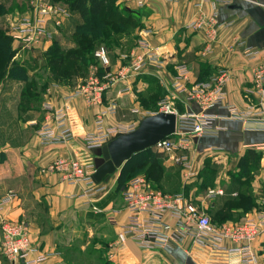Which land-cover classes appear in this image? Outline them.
<instances>
[{
	"label": "crops",
	"instance_id": "0c3cea01",
	"mask_svg": "<svg viewBox=\"0 0 264 264\" xmlns=\"http://www.w3.org/2000/svg\"><path fill=\"white\" fill-rule=\"evenodd\" d=\"M228 1H210L198 8L196 4L200 0H181L176 4L166 0H147L146 6L140 9L132 0H117L118 5L141 12L144 26L133 35L134 44L131 47L126 49V42L121 40L122 44L118 49L109 50L111 66L100 70V76L108 72L115 74L125 66L121 55L140 54L137 39L139 31L143 29L153 30L148 40L165 56V60L162 66H150L139 76L107 89L101 105L90 106L83 97L66 101L65 96L76 87L54 85L44 94L36 109L19 114L17 106L20 83L9 80L3 83L0 104L5 102L6 105L0 106V198L10 191L17 193L16 200L8 209V216L12 221L28 227L34 249L32 257L47 258L41 264H83L85 261L88 264L87 257L94 256L96 252L100 264L106 261L110 264H227L225 252L215 253L201 247L188 248L187 242L175 244L169 253L158 248H142L131 238L124 245L112 248V243L117 240L122 226L129 218V213L123 209L122 191L118 190L121 171L108 183H103L105 191L88 195L83 184L67 183L63 180L62 173L49 171L47 168L58 160L76 159L85 153L84 140L94 132L96 115L101 109L117 105L116 114L107 117L106 123L109 126H130L139 123L143 116L155 113L159 102L173 94L172 86L179 65H186L190 71L187 86L209 78L219 69H228L231 77L226 85V102L238 109H245L248 105L246 91L252 86L253 71L256 66L264 63V0ZM216 12L219 22L230 25L217 28L215 35H210L208 26L199 31L185 29L194 20L203 18L209 21ZM71 18L78 17L71 14ZM72 24L71 22L65 32L72 33ZM65 26L53 40L63 34ZM236 38H241L246 45L260 50L259 56L246 58L242 48L236 45ZM50 44L46 41L41 50L24 51L15 43L14 46L17 47L15 49L19 52L18 55H32L35 52H45ZM89 75L90 73L88 77ZM126 89L129 91L124 92ZM46 103L67 110L70 124L77 136L74 142L66 145L41 143L37 130L46 120ZM156 104L157 108L153 109ZM175 104L180 113L187 111L184 102L176 101ZM134 110L139 113H134ZM216 113L222 114L223 110H217ZM217 122L223 128L220 135L200 139L197 148H221L219 156L222 159L215 160L208 153L199 155V174L208 160L215 165H225L230 157L236 167L249 150H255L246 145L264 143L262 129L248 128L236 122ZM207 142L210 145H206ZM257 152L264 155V151ZM154 153L159 155L155 151ZM160 155L166 169L163 176L165 191L171 194L183 193L193 199L194 191L185 187L179 168L166 155ZM263 158L258 172H261L260 178L264 181ZM221 180L222 176L215 175L211 185H207L198 198L193 199L211 218L214 215L212 213H216L223 205L227 195L237 196V192H227L221 188L218 185ZM255 183L258 184L254 188L255 194L253 190L249 193L256 196L257 202L262 204L264 184ZM214 186L215 189L223 190V194L209 198L208 190L214 189ZM260 191L262 196L258 195ZM256 209L253 205L248 209L238 207L234 212L230 210L228 220L231 221L235 213L250 212V215ZM237 216L239 215L234 217ZM169 222L174 223L172 218H169ZM262 237L255 242L258 264H264V249L262 251L260 247L261 242H264ZM2 240L0 229V264H10L2 255ZM105 251L108 252L106 261ZM80 256H85L86 260L80 259Z\"/></svg>",
	"mask_w": 264,
	"mask_h": 264
},
{
	"label": "built area",
	"instance_id": "2783aa9c",
	"mask_svg": "<svg viewBox=\"0 0 264 264\" xmlns=\"http://www.w3.org/2000/svg\"><path fill=\"white\" fill-rule=\"evenodd\" d=\"M142 9L147 0H132ZM176 4L181 0H166ZM229 2L228 0H200L196 7L201 8L207 2ZM68 8L52 3L50 0H30V12L9 24L7 35L12 38L21 50H41L46 41L50 43L59 31L70 20ZM218 13H214L209 21L197 19L188 24L185 29L199 31L205 26L210 27V35H215L219 27H228L229 23H221ZM227 24V25H225ZM223 25V26H222ZM152 29L139 31L137 49L140 54L121 55L126 63L117 73H105L100 76V70L111 66L110 51L100 46L94 56L96 63L90 67L87 80L80 83L66 101L83 97L90 106L102 104L103 94L107 89L119 82H127L147 71L150 66H162L165 56L154 48L148 37ZM236 45L242 48L246 58H256L260 50L245 44L241 38H236ZM177 76L172 86L173 94L162 99L155 113H168L177 116L176 131L173 135L158 142L153 150L166 155L176 165L184 183L196 181L199 177V155L210 154L215 160L221 148H206L198 150V141L202 138H216L223 130L217 121L236 122L246 127H262L264 130V63L255 67L252 86L246 91L247 107L238 109L226 102V85L230 80L228 69H219L208 81L195 82L187 86L189 70L186 65L176 68ZM129 90H124V92ZM182 101L187 105V111L180 113L175 104ZM217 110H223L217 114ZM46 120L39 126L37 135L44 145H66L76 140L68 112L64 107L55 108L50 103L44 105ZM117 105L113 104L101 109L96 115L94 132L84 140L85 153L76 159L56 161L47 170L62 173L63 180L70 184H83L88 195L106 190L103 183L96 184L93 176L96 172L92 150L107 143L119 133H130L137 129L139 123L125 126L124 124L109 126L107 117L115 115ZM134 113H139L134 110ZM249 149L264 151V143L248 144ZM264 159V158H263ZM223 194L221 189H209V198ZM17 193L10 191L0 198V229L3 234L1 244L2 255L10 264H41L46 256L32 257L34 249L31 243L29 229L25 224L12 221L8 216L10 205L16 200ZM123 209L129 213L128 221L122 226L117 240L112 248L124 245L128 238L142 248H158L169 253L175 244L188 243V248L201 247L211 252H225L227 264H258L255 242L264 235V202L253 213L242 221L235 223H214L209 215L196 202L183 193L171 194L157 188L145 176H136L128 183L121 193ZM172 218L174 223L169 222Z\"/></svg>",
	"mask_w": 264,
	"mask_h": 264
},
{
	"label": "trees",
	"instance_id": "16d2710c",
	"mask_svg": "<svg viewBox=\"0 0 264 264\" xmlns=\"http://www.w3.org/2000/svg\"><path fill=\"white\" fill-rule=\"evenodd\" d=\"M11 1L12 0H0V18L9 12L8 4ZM50 1L54 4L59 2L63 3L66 8H68L70 14L73 16H79L82 20L81 23H77L70 17L71 20L73 19L71 34L73 36L75 49L72 52L73 54H71L67 60H70V57L72 58L74 55L79 56L78 59L80 60L87 58L86 67L88 71L83 77L85 79L88 77L90 67L96 63L94 54L100 46L104 45L110 51H115L122 44L121 40L123 37H132V32L141 29L144 26L141 20V17L143 16L141 12L130 8L128 10H123L120 8V5L117 4V0ZM12 44V38L8 36L7 32L0 26V84L7 80L20 83L21 91L19 92V109L20 107L21 109L25 108L27 111L36 109L41 104V100L38 96L35 99L30 98L33 86L26 83V79L29 78L27 70L24 66H21L18 61L14 60L15 50L13 49ZM48 51L51 54L56 52L57 56L54 55L49 61V64L51 68L59 70L64 66L66 63L65 61H67L60 56L63 53L59 49H56L54 45ZM210 77L201 80V82L208 81ZM32 103L35 105L27 107ZM156 108L157 104L153 109ZM261 155L262 154L255 150H249L246 155L239 160L236 167L240 177L233 181L234 187L231 189L232 192H237V196H226L220 209L217 210L216 213H212V215L214 214L212 217L214 223L218 225L230 223L228 222V219L230 218V210L233 207H244V209H248L253 205L256 206V208L261 205L260 202H257L256 196L249 193L247 187H245V183L250 180L252 174L259 171ZM160 157V154L158 155L154 153L153 148L134 155L121 170L118 180V190L123 191L130 180L136 177H132V174L145 171L143 174H145L146 178L157 188L166 192L161 184L166 169L162 164L163 158ZM216 171L215 164L210 163L207 165L208 177L202 179V186L204 188L211 184ZM199 177L196 181L199 180ZM262 198H264V196Z\"/></svg>",
	"mask_w": 264,
	"mask_h": 264
},
{
	"label": "rangeland",
	"instance_id": "374dc122",
	"mask_svg": "<svg viewBox=\"0 0 264 264\" xmlns=\"http://www.w3.org/2000/svg\"><path fill=\"white\" fill-rule=\"evenodd\" d=\"M10 3H11V5H10ZM10 3L8 4L9 12L0 18V26L2 27V29L4 31H6V29L9 27V24L14 23L17 20L19 21V19H21V17H23L24 15H26L30 12V0H12ZM60 4H62L61 6H65L63 3L59 2L58 5H60ZM9 6H10V8H9ZM120 8L123 10L129 9L127 6H123V5L120 6ZM77 17L78 18H74L75 22L81 23L82 20L80 19L79 16H77ZM141 20L143 22L142 17H141ZM71 22H72V20L69 23H66L63 34L62 35L60 34L59 37L54 39L50 44V48L54 45L56 47V49H59L63 53L60 56H62L65 60H67V58L69 56H71V54H73L72 52L75 49V44L73 41L72 34H69V31L65 32V30L69 29V25ZM137 30L132 32L133 33L132 37L128 38L125 36L122 38V41L126 42L125 43L126 49H128L129 47H131L134 44L133 35L136 34ZM12 46H13V49L15 50L14 60L18 61L21 66H24V68L28 72L29 78L26 79V83L28 85L30 84L33 86L32 93L30 94L31 99H35L38 96L42 102V100L44 98V94H46L48 92V89L53 87L54 85H56V86H66L67 85V86H71V87H76L85 80V78H83V77L85 74H87V71H88L87 67H86L87 58H83L80 60V59H78L79 56L74 55L72 58L70 57V60L65 61L66 63L64 64L63 67H61L59 70H55V69L51 68L49 61L52 59V57L54 55H56V52H54V54L49 53L48 50L50 48L46 49L45 52L44 51L43 52H35L32 55H25L24 53H21L18 55L19 52L15 49L17 47H15L14 44H12ZM47 51H48V54H47ZM89 73H90V69H89ZM3 83L0 84V93H1V90L4 89ZM65 83H67V84H65ZM19 89H21V84L19 85ZM20 91L21 90H19V92ZM0 99H1V97H0ZM32 102H33V100H32ZM1 104H0L1 107L6 105L5 102L2 105ZM33 105H35V104L34 103L29 104L27 107H31ZM18 109H19V107H18ZM26 111L27 110L25 108L21 109V107L19 110H17V112L19 114L24 113ZM4 116H5V114H4ZM206 145H210V142H207ZM263 157H264V155H261V159ZM160 158H163V157L161 156ZM261 159H260V162H261ZM210 163L211 162L209 160L205 163V165L203 166V168L200 171V177H199L198 181H192L189 183H184L185 187L188 188V190L194 191L193 199L198 198L197 196L199 195V193H201L202 191L205 190V188L202 186V179L208 177L207 165ZM234 165H235V163L232 161V159L230 157H229V159L225 165H216L217 171L215 172L214 176L217 174L222 176V180H221L220 184H218V185L221 188L225 189L227 192H230L231 189H233V187H234L233 181L236 179H239V177H240V175L237 171V168L234 167ZM144 172L145 171L136 172L135 174H132V177L133 176H145V174H143ZM260 177H261V172H255V174H252V177L250 178V180L245 183V187H247L248 192H250V190H253V192H254L253 194H255L254 188L258 187V184H256L255 182H259L261 185L264 184V181ZM175 178L176 177L174 176L173 179H175ZM253 182H254V184H252ZM161 184H162V188L164 189L163 180H161ZM214 188H216V187L214 186ZM261 191L258 194L259 196H262ZM188 193H189V191H188ZM214 200H216V198ZM235 209L236 208H232L231 211L234 212ZM249 213L250 212H246L244 214L235 213L231 217V221H228V222H230V223L240 222ZM236 215H239V216L234 217ZM211 220H212V218H211ZM262 240L264 241V235L262 237ZM261 243H262V245H260V247L262 248V251H263L264 242H261ZM107 253H108L107 251L104 252L105 261L107 260ZM97 257H98V252H96V254L92 257L88 256L87 257L88 264H100V263H98ZM81 258L86 260L85 256H80V259ZM80 259H79V262H81ZM106 262H104L103 264H110V262H108V261H106ZM85 263H86V261L83 264H85Z\"/></svg>",
	"mask_w": 264,
	"mask_h": 264
},
{
	"label": "water",
	"instance_id": "95a60500",
	"mask_svg": "<svg viewBox=\"0 0 264 264\" xmlns=\"http://www.w3.org/2000/svg\"><path fill=\"white\" fill-rule=\"evenodd\" d=\"M176 126L175 114L146 115L141 118L139 126L133 132L119 133L103 146L94 148L92 155L96 172L93 181L96 184L108 183L134 155L153 148L164 138L173 135Z\"/></svg>",
	"mask_w": 264,
	"mask_h": 264
}]
</instances>
